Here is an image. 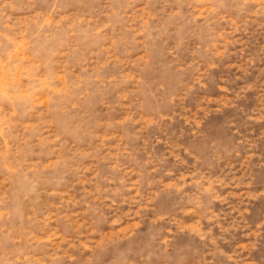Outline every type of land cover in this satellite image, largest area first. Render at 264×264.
Instances as JSON below:
<instances>
[{
    "label": "rangeland",
    "instance_id": "rangeland-1",
    "mask_svg": "<svg viewBox=\"0 0 264 264\" xmlns=\"http://www.w3.org/2000/svg\"><path fill=\"white\" fill-rule=\"evenodd\" d=\"M0 264H264V0H0Z\"/></svg>",
    "mask_w": 264,
    "mask_h": 264
}]
</instances>
